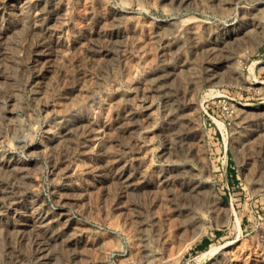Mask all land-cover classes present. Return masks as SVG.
Listing matches in <instances>:
<instances>
[{"label": "rangeland", "instance_id": "374dc122", "mask_svg": "<svg viewBox=\"0 0 264 264\" xmlns=\"http://www.w3.org/2000/svg\"><path fill=\"white\" fill-rule=\"evenodd\" d=\"M0 264H264V0H0Z\"/></svg>", "mask_w": 264, "mask_h": 264}, {"label": "bare ground", "instance_id": "6f19581e", "mask_svg": "<svg viewBox=\"0 0 264 264\" xmlns=\"http://www.w3.org/2000/svg\"><path fill=\"white\" fill-rule=\"evenodd\" d=\"M188 1H189V0H188ZM177 3H178V2H177ZM177 24H178V23H177ZM180 26H181V25H180ZM180 26H179V27H180ZM181 27H182V26H181ZM175 34H176V33H175ZM169 39H170V38H169ZM177 40H178V39H177ZM162 41H163V40H162ZM162 44H163V43H162ZM163 50H164V49H163ZM236 105H237V104H236ZM234 106H235V105H234ZM235 107H236V106H235ZM244 107H245V106H244ZM239 108H240V107H239ZM80 109H81V108H80ZM80 109H79V110H80ZM248 109H249V108H248ZM81 110H82V109H81ZM82 112H83V111H81V113H82ZM58 117H59V116H58ZM82 122H83V121H82ZM78 123H79V122H78ZM74 126H75V125H74Z\"/></svg>", "mask_w": 264, "mask_h": 264}, {"label": "trees", "instance_id": "16d2710c", "mask_svg": "<svg viewBox=\"0 0 264 264\" xmlns=\"http://www.w3.org/2000/svg\"><path fill=\"white\" fill-rule=\"evenodd\" d=\"M203 243H204V244H206V243H207V241L205 240Z\"/></svg>", "mask_w": 264, "mask_h": 264}]
</instances>
